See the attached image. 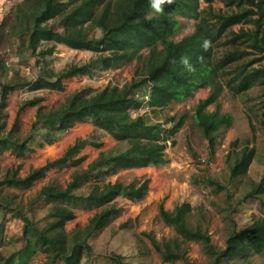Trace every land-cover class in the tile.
I'll return each instance as SVG.
<instances>
[{
  "label": "trees",
  "instance_id": "1",
  "mask_svg": "<svg viewBox=\"0 0 264 264\" xmlns=\"http://www.w3.org/2000/svg\"><path fill=\"white\" fill-rule=\"evenodd\" d=\"M201 1L211 8L216 0H173V4L164 5L162 13L152 10L149 0H23L16 6L8 28L4 21L1 23L0 45L6 35L22 39H19L20 45L28 50L31 58L36 56V65L41 71L33 80H4L0 75V156L7 151L17 157L24 156L34 150L35 143L38 146L51 144L76 122L85 121L110 134L118 143L128 144L124 150L102 151L87 169L74 173L66 187L55 183L42 186L37 198H44L51 204L43 218H49L51 222L44 224L40 219L27 216L25 206L16 202L15 197L3 195V188L30 189L49 168L82 162L83 157L76 158V155L87 144L100 147L102 143L80 138L61 157L32 169L24 177L18 175V168L9 170L4 176L0 170V212L18 213L24 222L23 248L42 252L46 257L45 264H83L84 259L93 255L89 240L120 215L122 208L116 200L136 201L147 195L149 179L137 185L109 178L122 169L160 166L167 162L168 141L184 125L187 114L178 119L175 115L166 118L165 124H174H170L166 134H161L162 122L146 118L149 109L165 108L188 98L200 88L209 87L208 97L199 100L195 107L194 118L213 150L218 130L230 127L234 121L229 113L220 110L219 99L224 90L239 95L254 86H264V0H222L230 11L217 12L213 15L216 19L213 23L208 17L200 18ZM177 16L200 18L196 31L180 41L171 38L180 25ZM236 25H241L238 31L232 29ZM246 25L253 27L246 28ZM97 30L101 31L100 36H96ZM230 31L224 42L219 41ZM204 39L212 42L206 53L201 49ZM159 43L163 45L161 49ZM58 44L93 51L97 55L89 63H72L56 71L49 57L54 55ZM228 45L230 48L218 58L217 49ZM144 48L149 51L142 64L143 70L133 81L122 87L107 85L97 91L75 90L57 107L44 105L42 96L27 99L20 105L19 112L27 107H37L28 134L18 136L16 126L7 130L5 109L9 93L17 89L63 91L64 79L90 75L93 63L110 60L112 66L119 67L123 62L141 59ZM201 54L204 59L198 62L196 58ZM181 56L191 58L195 71H186L180 65ZM173 58L177 61L175 64L170 62ZM142 87L144 94L149 92L146 102L142 98ZM212 104L217 106L210 112L207 107ZM145 108L148 110L143 113ZM17 118L16 123L19 122ZM232 145L226 160L229 178L233 180L248 172L256 150L248 146L237 150L234 147L236 141ZM209 181L219 189L225 187L219 180L210 178ZM262 191L264 171L246 197H258ZM34 201L36 198L30 205ZM260 203L264 208L263 199ZM78 208H96L97 211L85 226L68 230L67 224L76 218ZM192 213L189 202L176 204L172 210L160 205V217L177 232L176 238L163 242L152 238L154 249L164 261L181 259L184 264H193L182 248L186 240L203 244L209 264H258L253 261V256L264 258V215L245 227L234 226L225 247L219 249L208 231L199 224H192ZM4 228V221H0V241L5 238ZM0 258L3 264H9L11 257H4L0 252ZM113 259L120 264V255Z\"/></svg>",
  "mask_w": 264,
  "mask_h": 264
},
{
  "label": "rangeland",
  "instance_id": "2",
  "mask_svg": "<svg viewBox=\"0 0 264 264\" xmlns=\"http://www.w3.org/2000/svg\"><path fill=\"white\" fill-rule=\"evenodd\" d=\"M21 2L23 0H0V9H2L0 10V25L4 21L8 28V24L14 18V10ZM200 5V18L208 17L210 23L216 20L213 15L217 12L228 13L230 11L228 4L222 0H216L211 8L206 7L202 1ZM200 18L177 16L180 25L171 38L174 41H180L185 36L194 33ZM240 28V25L232 27L234 31ZM247 28L251 27L247 25ZM229 33L231 31L223 35L219 41L224 42ZM100 35L101 31L97 30L96 36ZM19 39L6 35L4 42L0 45V75L4 77V80H33L41 71L40 66L36 65V56L31 58L29 52L20 45L22 39ZM57 46L59 50L53 59H50L56 71H61L72 63H89L97 55L93 51L75 49L69 51L63 45L58 44ZM162 47L163 45L159 43V49ZM228 48L230 45L217 49L218 58ZM148 51V48H144L141 51V59L123 62L119 67L112 66L110 60L95 62L91 66L90 75L64 79L63 92L55 90L31 92L27 89H17L9 93L8 106L5 109L7 130L16 126L18 136L23 137L28 134L35 119L37 107H27L19 112L20 105L27 99L42 96L44 105L57 107L75 90L88 88L97 91L107 85L122 87L127 82L133 81L138 78L139 71L143 70L142 64ZM209 90L211 89L205 88L196 91L183 101L171 103L165 108L149 109L146 118L152 122H162L159 129L161 134H166L170 124H174V122L170 124L163 122L169 116L175 115L178 119L180 115L186 113L187 117L184 125L168 141V147L165 150L167 158L165 164L122 169L118 174L110 176L111 181L119 180L137 185L149 179V191L141 200L132 201L127 198L116 200L122 208L120 215L89 240L93 247V255L84 259L83 264H117L113 259L116 255H120V264H184L181 259L172 262L164 261L152 245V238L163 242L177 237L175 229L167 225L159 215L161 204L172 210L176 204L191 203L193 207L192 224H199L208 231L213 243L219 249L225 247L226 239L234 226L245 227L264 215V208L260 203V199L264 200V191L258 197H246V194L253 188V184L261 179L264 171V86L253 87L239 95H234L227 89L224 90L219 99L220 110L229 113L234 121L230 127H221L218 130L213 152L210 151L209 142L194 118L198 100L206 97ZM141 92L142 98L144 95H149V92L144 94L143 87ZM214 109L216 105L212 104L207 110ZM17 117H19L18 123H16ZM59 137L52 143L57 147L56 151L51 150L48 147L49 144L38 146L35 143L34 150L24 156L17 157L10 151L0 156L1 176L9 170L18 168V175L24 177L32 169L45 166L50 159L54 161L53 159L61 157L66 149L61 142L65 139L72 141V144L79 139L78 137L103 142L100 149L87 144L76 155V158L83 157L82 162H71L58 168H49L45 176L37 180L30 189L23 190L9 186L3 188V195L9 198L15 197L16 202L25 206V214L34 220L40 219L42 224L45 221L51 222L49 218L43 219L51 204L47 203L44 198H37L42 186L55 183L66 187L73 174L87 169L89 163L97 158L100 152L110 150L116 152L128 147L127 143H118L108 133L94 129L90 122L78 123ZM235 141L237 145L234 147L237 150L248 146L256 150V156L248 172L232 180L228 175L226 157ZM210 178L219 180L225 187L217 188L216 185L210 183ZM35 198L36 201L30 205ZM96 211V208L76 209V219L68 222L67 229L87 224ZM0 221H4L5 232H8L6 236L9 238L0 241V252L4 257H11L9 264H45L46 257L42 252L38 250L30 252L28 248H23L25 243L24 222L16 211L0 212ZM182 248L193 264H209L203 244L199 241H183ZM253 261L264 264V258L258 255L253 256ZM0 264H3L1 258ZM56 264H61V262Z\"/></svg>",
  "mask_w": 264,
  "mask_h": 264
},
{
  "label": "clouds",
  "instance_id": "3",
  "mask_svg": "<svg viewBox=\"0 0 264 264\" xmlns=\"http://www.w3.org/2000/svg\"><path fill=\"white\" fill-rule=\"evenodd\" d=\"M204 2V1H202ZM206 4V7L208 6V4L206 2H204ZM165 4H173V0H149V6L152 10H154L156 13H162L164 11V5ZM205 7V8H206ZM212 47V42L208 39H204L202 44H201V49H202V53H206L210 48ZM77 50V49H75ZM198 62H202L204 59L203 54L199 55L197 58ZM171 63L175 64L177 61L175 58H173L171 61ZM179 63L180 65L183 66V68L186 71L189 72H193L195 71V65L191 62V58L188 56H181L179 59ZM209 88V87H206ZM137 114V113H136ZM63 134V133H62ZM8 232H6L7 234ZM6 234L4 235L5 238L9 239ZM4 240V239H2Z\"/></svg>",
  "mask_w": 264,
  "mask_h": 264
},
{
  "label": "crops",
  "instance_id": "4",
  "mask_svg": "<svg viewBox=\"0 0 264 264\" xmlns=\"http://www.w3.org/2000/svg\"><path fill=\"white\" fill-rule=\"evenodd\" d=\"M241 26V25H240ZM248 26H250L251 28L253 27V25H248ZM246 28H247V25L245 26ZM59 45H63V46H65L67 49H69V51H70V49H72V48H70V47H68V46H66V45H64V44H59ZM59 50V46H57V48H56V52L54 53V55L57 53V51ZM28 51V50H27ZM54 55H52V56H50L49 58L50 59H53V57H54ZM264 62V61H263ZM254 87H256V86H254ZM206 87H204V88H200L199 90H203V89H205ZM64 89H65V80H64ZM210 89V88H209ZM199 90H197V91H199ZM226 90V89H225ZM228 90V89H227ZM55 91H58V90H55ZM64 91V90H63ZM63 91H58V92H63ZM229 91V90H228ZM196 92V91H195ZM194 92V93H195ZM230 92V91H229ZM209 93H210V90H209ZM209 93H208V95H209ZM231 93V92H230ZM193 95V94H192ZM208 95L206 96V97H203V98H201V99H205V98H207L208 97ZM190 97V96H189ZM201 99H199V100H201ZM199 100H198V102H199ZM183 101V100H182ZM181 102V101H180ZM197 102V103H198ZM173 103H178V102H173ZM197 105V104H196ZM216 105V104H215ZM217 106V105H216ZM196 107V106H195ZM209 108V106L207 107V109ZM215 110V109H214ZM214 110H212V111H214ZM209 111V110H208ZM142 112L143 113H146V111L145 110H142ZM211 112V111H210ZM148 113V112H147ZM85 122H89V121H85ZM78 123H84V122H76L75 124H74V126H76ZM91 123V122H90ZM197 123V122H196ZM92 124V123H91ZM93 125V124H92ZM93 127H94V129H95V126L93 125ZM70 129H72V128H70ZM70 129L68 130V131H70ZM68 131H66V132H68ZM66 132H64V133H66ZM63 133V134H64ZM110 135V134H109ZM61 136V135H60ZM60 138V137H59ZM59 138H57V139H59ZM79 139H80V137H78ZM77 140V139H76ZM56 141V140H55ZM117 141V140H116ZM118 142V141H117ZM63 145H64V147H66V149L70 146V145H73L72 144V141H69V139H65V140H63L62 142H61ZM100 143H102V145H103V142H101L100 141ZM102 145L100 146V147H102ZM54 145H52V143L51 144H49L48 145V147H50L51 148V150H55L56 151V149H57V147L56 146H54ZM100 147H97L98 149H100ZM66 149H65V151H66ZM209 149H210V151H212L213 152V150L210 148V145H209ZM214 149V148H213ZM101 153V152H100ZM63 154V153H62ZM57 159V158H56ZM53 160H55V159H53ZM50 161H52V159H50ZM149 166H154V165H149ZM174 209V208H173ZM95 214V213H94ZM93 214V215H94ZM76 219V218H75ZM74 219V220H75ZM90 220V219H89ZM71 222V221H70ZM89 222V221H88ZM86 225V224H85ZM85 225H83V226H85ZM76 226H78V225H76ZM75 226V227H76ZM67 227H68V225H67ZM74 227V228H75ZM74 228H72V229H74ZM72 229H69V230H72Z\"/></svg>",
  "mask_w": 264,
  "mask_h": 264
},
{
  "label": "built area",
  "instance_id": "5",
  "mask_svg": "<svg viewBox=\"0 0 264 264\" xmlns=\"http://www.w3.org/2000/svg\"><path fill=\"white\" fill-rule=\"evenodd\" d=\"M0 10H2V9H0ZM6 64H7V65H10L9 62H6ZM7 65H6V66H7ZM148 98H149L148 95H146V96L144 95V97H143V99H145V100H144L145 102L147 101ZM136 113H137V112L134 111V115H136Z\"/></svg>",
  "mask_w": 264,
  "mask_h": 264
}]
</instances>
